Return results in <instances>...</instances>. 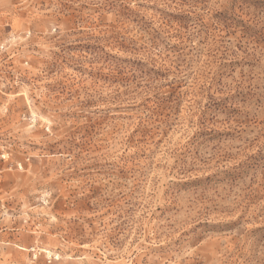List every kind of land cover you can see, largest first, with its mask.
I'll return each mask as SVG.
<instances>
[{"label": "rangeland", "instance_id": "obj_1", "mask_svg": "<svg viewBox=\"0 0 264 264\" xmlns=\"http://www.w3.org/2000/svg\"><path fill=\"white\" fill-rule=\"evenodd\" d=\"M0 264H264V0H0Z\"/></svg>", "mask_w": 264, "mask_h": 264}]
</instances>
